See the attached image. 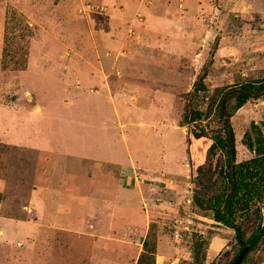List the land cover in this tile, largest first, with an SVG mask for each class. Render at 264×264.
<instances>
[{"label": "rangeland", "instance_id": "374dc122", "mask_svg": "<svg viewBox=\"0 0 264 264\" xmlns=\"http://www.w3.org/2000/svg\"><path fill=\"white\" fill-rule=\"evenodd\" d=\"M144 3L0 0V264H156L159 251L164 264H227L239 252L234 230L192 202L208 143L188 146L182 116L212 49L211 87L264 77V0H209L200 17L216 48L214 36L203 54L164 57L182 70L172 80L150 60L151 79L128 70ZM231 121L237 161L249 160L264 100ZM241 264H264V233Z\"/></svg>", "mask_w": 264, "mask_h": 264}, {"label": "trees", "instance_id": "16d2710c", "mask_svg": "<svg viewBox=\"0 0 264 264\" xmlns=\"http://www.w3.org/2000/svg\"><path fill=\"white\" fill-rule=\"evenodd\" d=\"M217 42L218 35L213 48ZM214 59L212 49L195 73L182 116L188 146L196 140L208 143L205 158L191 163L192 202L234 230L239 252L249 245L244 259L264 233V134L259 130L257 138L249 137L247 145L255 150V156L238 162L231 117L247 101L264 100V77L211 87L207 76ZM252 228L255 230L247 236ZM239 252L227 264H232Z\"/></svg>", "mask_w": 264, "mask_h": 264}, {"label": "crops", "instance_id": "0c3cea01", "mask_svg": "<svg viewBox=\"0 0 264 264\" xmlns=\"http://www.w3.org/2000/svg\"><path fill=\"white\" fill-rule=\"evenodd\" d=\"M210 5L209 0H151L150 4L143 5L142 10L145 15V20L139 28L135 29V36L131 40V45L139 43L138 50L140 56L136 54L134 48L131 49V57L134 59L128 61L133 65L129 68L132 75L139 76L142 79H151L148 73L142 67V63L150 60L153 64H157L169 76H164L165 79H179L182 75V70L172 65L164 57H173L181 59L183 57H191L193 54L205 53L206 47L210 44L212 38L216 37L217 31L213 27H208L207 22L200 17V12ZM133 5L130 4L128 9L123 10L124 15H129ZM211 26V25H210ZM119 31V26L116 24L110 25L107 29L102 30L108 38ZM130 50V49H129ZM147 51V53L145 52ZM200 50V51H199ZM135 51V52H134ZM145 52L146 54H142ZM198 53V54H199ZM136 55L137 57H135ZM139 58V59H137ZM127 60H120L123 64ZM140 63V64H139ZM139 64V65H138ZM155 79V78H153ZM140 91H138L139 93ZM139 98H141L139 96ZM163 134V142L173 143L176 141L177 132H174L173 124ZM161 160H165L167 154ZM172 156L170 159H175ZM157 253L156 264L163 263V255ZM161 258V260H159Z\"/></svg>", "mask_w": 264, "mask_h": 264}, {"label": "water", "instance_id": "95a60500", "mask_svg": "<svg viewBox=\"0 0 264 264\" xmlns=\"http://www.w3.org/2000/svg\"><path fill=\"white\" fill-rule=\"evenodd\" d=\"M249 249V245H245L244 248L239 252V254L236 256L235 260L232 264H239L241 260L243 259L245 253Z\"/></svg>", "mask_w": 264, "mask_h": 264}, {"label": "built area", "instance_id": "2783aa9c", "mask_svg": "<svg viewBox=\"0 0 264 264\" xmlns=\"http://www.w3.org/2000/svg\"><path fill=\"white\" fill-rule=\"evenodd\" d=\"M141 1H142V3H144L146 0H141ZM144 4L147 5L148 2L146 1ZM88 6H90V5H88ZM129 31H130V32L133 31V27H130V28H129ZM178 261H179V258H176V259H173V260L171 261V263H172V264H178Z\"/></svg>", "mask_w": 264, "mask_h": 264}]
</instances>
